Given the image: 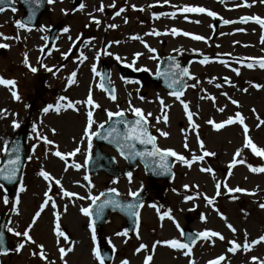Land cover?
Wrapping results in <instances>:
<instances>
[{
  "label": "rangeland",
  "instance_id": "rangeland-1",
  "mask_svg": "<svg viewBox=\"0 0 264 264\" xmlns=\"http://www.w3.org/2000/svg\"><path fill=\"white\" fill-rule=\"evenodd\" d=\"M130 2L133 1L83 0L82 3L86 6L81 11L79 7H74L73 0H54L48 5L39 25L30 28V31L20 29L15 24V21H20V17L24 14L22 8L17 9L16 12L6 9L0 13V33L9 37L6 40L0 37V44L9 45L8 48L0 47V76L15 79L17 91L21 96V100L16 101L8 88L0 85V110H6V113L0 116V162L4 154L5 141L9 143L11 137L22 126L28 125L29 130L26 169L21 182L26 191L19 193V214L11 211V208L20 185L11 195L6 194L2 188L0 189V221L5 216L7 227L20 232L31 223L34 213L44 199V192L48 190L47 182L38 175L41 168L48 171L55 179H60L64 190L78 194L71 199L62 197L60 186L53 181L49 195L55 200L56 209H53L51 204L46 207L31 229L30 235L36 244H26L20 252H15L13 249L22 238L7 231L11 246L7 255L0 253V264H64L60 258L59 247L68 246L73 247V251L65 257L67 264H99L93 253V248L98 246V238L106 240L113 248L115 256L111 264H120L123 259H127L130 264H143L145 257L150 254L153 255L150 264H169V261L159 259L156 253L161 248H167L172 258L174 254L172 249L164 245H157L154 253L151 249L155 241L168 239L165 225L175 227V224L168 218L161 221L156 210L149 206L153 203L161 208V212L171 209L172 216L181 229L186 226H191L198 232L211 229L219 231L225 237L223 241L214 237V243L200 239L192 245L191 257L184 256V259L188 260L186 264H189L191 259L198 264H207L209 260L220 255L226 257L221 264H253L251 260L253 256L264 259V244L254 246L249 252H244L242 249L235 254L227 252L231 247L229 241L235 239L238 243L244 242L245 230L248 233V241L264 234V210L258 206L259 203L264 202V173H253L248 167V165L264 166V159L255 156L250 149L244 148L243 126L237 123L215 130L207 123L209 119L220 123L240 112L245 117L249 136L253 142L259 147H264V125L256 127L259 123L257 116L264 119V89H256L252 86L257 83L264 84V69L258 65L251 69L247 67V64L252 62L251 58L264 57V43L261 42L264 29L254 21L241 22V18L245 16L258 15L264 18V4L259 0L256 2L247 0L251 7L243 6L245 0H168V3L164 0H138L139 9L136 10ZM237 4L242 6L236 7ZM101 5L104 7L103 12L97 11ZM185 5L205 7L216 12L217 16L209 17L206 13L179 11ZM121 8L125 10L116 16V12ZM173 12L175 17L171 15ZM90 13L100 21L99 25L91 19ZM161 13L165 15H159ZM225 20L233 23L226 24ZM57 23L63 24V30L58 35L53 49L49 53H44L48 30ZM111 24L117 27H108ZM172 26L178 27L182 33L202 35L206 40H194L191 36L183 34L175 37L170 32ZM66 27L69 28L67 33L64 32ZM158 30H164V35L151 34ZM16 36H19V39H15ZM134 36H139L140 39H133ZM117 41L118 43H115ZM149 48H155L156 52H149ZM81 52L87 57L82 62L79 59ZM137 52L142 53L138 58L135 57ZM25 53L29 63L38 69L36 73H32L24 64ZM65 53H67L66 58L63 55ZM174 54L182 59L191 76L195 77L187 82L188 86L185 87L181 99L189 104V110L194 113L193 120L199 125L198 129L191 127L181 103L170 93L146 81L125 80L119 75L118 69L124 64H131L153 73L165 56ZM117 55L122 59L117 60ZM152 56H156L157 59H151ZM205 56L209 57V63L201 64L200 61ZM41 60L48 68H52V72L41 66L39 62ZM93 64L96 65V71L99 73L103 64L110 67L111 84L115 88L117 97L115 101L100 88V76H96L91 70ZM234 68L240 69L239 75L233 71ZM73 71L77 72V83L68 86L67 80ZM225 78L231 83L226 82ZM197 80L199 81L197 86L191 87L197 83ZM245 88L248 89L247 92L243 91ZM89 90L93 99L100 104V108L95 109L93 113L96 121L93 131L107 120V111H127L129 103L126 102L131 100L132 104L141 108L145 115L152 113L149 116L152 128L163 148H172L191 159L194 154H202L199 140H203L205 149L215 152L216 155L193 163L191 168L176 160L172 180L159 181L155 189H152L150 181L140 169L134 170L131 180L124 175L118 179L107 178L101 174L88 175L85 169L89 156L87 140L84 139V143H80L86 127L87 107L80 104L77 105L79 112L68 109L62 110L59 114L53 111L45 114L42 110L48 104H55L60 96H66L74 102L86 100ZM141 96L144 97L143 100L140 99ZM159 97H163L164 103L169 106L167 123H158L156 119L160 117V107L156 106L154 101ZM202 97L207 98L202 99ZM210 97H215V100ZM233 99L238 101V105L231 103ZM136 100H139L138 105L135 104ZM221 107L225 109L224 112L219 111ZM252 109H255V112ZM13 120L19 123V128L13 127ZM34 124L36 132L33 131ZM182 124L187 130L185 134L181 131ZM52 129L56 130L55 133ZM158 129L167 131L169 136H161ZM37 133L47 136L54 141V144H45L38 138ZM185 142L188 148H184ZM57 146L59 151L65 153L80 147V152L69 157L65 164L53 155ZM238 149H241V155L235 158L243 159L245 163L237 164L232 168V174L229 176L228 166ZM104 150L114 154L120 166L124 165L113 149L104 147ZM74 164L83 166L77 169ZM209 166L214 170L215 179L213 174L200 171L201 167ZM85 175L90 177L93 187L88 186V181L84 179ZM217 182L221 183V195L216 197L215 208L224 213L227 220L222 219L213 206L207 204L203 196L196 195L199 192L213 196ZM224 182L229 187L238 186L254 195L226 194ZM185 184L189 185L188 189L183 187ZM146 186H150L151 190L139 210L138 229L128 233L126 237L116 235L125 230V220L120 214L113 213L110 221L101 230L96 231L97 239L93 241L89 227L90 218L79 211L81 207H88L92 201L78 197L97 196L101 191L109 188H116L121 195L128 197L130 191H138ZM5 194L10 201L8 205L3 203ZM186 195L193 196V199L185 201ZM232 195L238 198L232 200ZM65 206L67 211H64ZM57 211L60 213L62 230L67 228L69 231L68 241L59 238V244L54 231ZM200 214H203L206 220H201ZM189 218L193 220L189 222ZM227 223H232L237 228V232L232 233L226 227ZM173 238L183 241L180 229L176 228L171 239ZM141 243L148 245V248L137 253L135 250ZM40 244L44 245L46 261L39 255H32L33 252H39L37 245Z\"/></svg>",
  "mask_w": 264,
  "mask_h": 264
},
{
  "label": "snow or ice",
  "instance_id": "snow-or-ice-1",
  "mask_svg": "<svg viewBox=\"0 0 264 264\" xmlns=\"http://www.w3.org/2000/svg\"><path fill=\"white\" fill-rule=\"evenodd\" d=\"M8 4H14V0H7ZM25 3H31L32 0H24ZM47 2L49 4L53 3L54 0H47ZM165 3H168V0H164ZM253 2H256V0H253ZM260 3L264 4V0H259ZM5 0H0V4H4ZM36 4H40L42 3V0H35ZM85 4L84 3H80L79 4V10H83L85 8ZM112 6V5H110ZM242 5L237 4L236 7H240ZM243 6H248L251 7V4L247 3V0H245V4ZM6 9L4 7H0V13L4 12ZM125 9L121 8L119 11L116 12V15L119 16ZM142 10V9H141ZM11 11L12 12H16L17 9L13 6L11 7ZM97 11L103 12L104 11V7L103 5H101V7H99L97 9ZM179 11L184 12V13H206L209 17H216L217 13L214 11H211L205 7H193V6H188L185 5L182 8L179 9ZM91 16V13L89 14ZM159 15H165L164 13H161ZM171 15L173 17H175V12L171 13ZM32 19V16H28L27 21H15V24L18 28L20 29H26V30H31L29 27V23ZM91 19L97 24H100V21L98 19H96L95 16H91ZM185 19H187V17H185ZM248 21H254L256 24H258L262 29H264V18H261L260 16H245L241 18V22L243 23H247ZM125 23H127V20H125ZM196 23H199V21H196ZM224 23L226 24H230L233 23V21L230 20H225ZM108 27L110 28H116L117 25L115 24H111ZM45 31L47 29H44ZM69 28H64V32H68ZM171 34L173 36L176 35H180L181 34V30L177 29V28H172L171 30ZM238 31H243V29H238ZM152 35H156L159 36L161 35L160 32L158 31H153L151 33ZM184 36H191L192 39L194 40H198V41H205L206 37L202 36V35H195L189 32H183L182 33ZM0 37H3L5 40L9 39V37L4 36L3 33H0ZM15 39H19V36L14 37ZM133 39H140L139 36H134L132 37ZM261 42L264 43V36L261 37ZM115 43H118L115 42ZM146 47H148L147 45H145ZM0 47L2 48H8L9 45L8 44H0ZM149 52L151 53H155L156 49L155 48H149ZM109 55H111V53H108ZM65 56V58L67 57V53L63 54ZM142 53H135V57H139L141 56ZM151 59H157L156 56H152L150 57ZM79 59L81 60V62L83 60H86L87 57L83 55V53L81 52V55L79 57ZM98 59V56H97ZM117 60H121L122 58L120 56H116ZM252 62L247 64L248 68H254L256 65H258L261 69H264V57L261 58H251ZM24 64L30 69V71L32 73H36L38 71V69L36 67H33L28 59H27V53H25V59H24ZM42 67H45L47 71L52 72V68H48L46 65L43 64V61H39ZM201 64H207L209 63V57L205 56L201 61ZM221 63H223V61H221ZM129 67H131L132 65L129 64ZM171 68L175 69V71H172L170 73V75L172 77H176L179 76V79H172L171 83L169 84V87H176V85H181L183 87H187L188 85L184 84L183 82V77H190L192 79H195V77L191 76L189 69L188 68H181L179 64H174L171 66ZM92 72L95 73L96 76H101V73L96 71V65L93 64L92 65ZM233 71L239 75L240 73V69L239 68H234ZM161 75H166V77L169 75V73H160ZM76 76H77V72L73 71L70 74V77L67 80V84L68 86H71L73 84L77 83L76 80ZM104 77L101 76V83H100V88L103 89L105 92L109 93L110 99L115 101L117 99L116 95H115V90L114 89H108L105 88L104 86ZM226 82L231 83L230 80H228L227 78ZM211 82V81H209ZM199 83V81L197 80L196 84L191 85V87L195 88L197 86V84ZM0 85L6 86L8 88V90L11 93V96L16 100V101H20L21 100V96L19 95L18 91H17V81L15 79H6L3 76H0ZM253 87H255L256 89H264V84H253ZM217 87H220V85H217ZM244 92H247L248 89L245 88L243 89ZM172 96H174L180 103L181 105H183V109L187 115V120L189 121L191 127L193 129H198L199 125L196 124L193 120V116L194 113L192 111L189 110V104L186 103L184 100L181 99V96L183 95L182 91H173L170 93ZM224 95H227V93H224ZM203 98H207V97H202ZM141 100L144 99L143 96L140 97ZM210 99H212L213 101L215 100V97H210ZM160 105L162 110L164 108L169 107L168 105H165L163 99H160ZM129 103V111H131L134 116L136 117L134 120H127V119H123L124 117V111L123 110H118L116 112H112V111H107V116H108V120L104 121L103 123L98 125V129L102 130L104 129V125L108 123V121L112 120V118L115 117H121V119H118L115 121V125H123L124 126V130L121 131L118 127H116L115 125H113L112 127L108 128L107 133H101L99 131H93V125L96 123V121L93 118V113L94 110L97 108H100V104L97 103L92 96V92L91 90H89L88 95L86 100L83 101H72L70 100L68 97L66 96H60L57 100V102L55 104H48L46 107L43 108V113L47 114L50 111H53L57 114H59L62 110H68V109H72L73 111L79 112V108L77 107V105L83 104L87 107V113H86V127L84 129V133H83V138L81 139L80 143L83 144L84 143V139L87 140V148H88V152L90 155L91 152V148H92V138L94 136L100 135L101 138L103 139H109V137L112 138V142H114L117 147L120 149L121 155H126V156H141V157H145V158H152V163L154 165H156L157 167H159L160 169L164 170V171H170V166L168 164V157H175L177 161H179L180 163H182L183 165L188 166L189 168L192 167L193 163L198 162V161H204L205 157H214L216 155L215 152L213 151H208L205 149V145L203 140H199V148L202 150V154L201 155H192L191 159L186 158L184 155H181L179 153H177L175 150H173L172 148H160L159 146H157L156 144V137L152 136L149 131H148V116H151L152 113H147V115H145V113L143 112V110L139 107H134L131 104V100L128 101ZM231 103L233 105H238V101L237 100H231ZM224 108L221 107L219 108L220 112H224ZM253 112H255V109H252ZM6 113V110H0V116H3ZM157 122L159 123L161 120V117H157ZM163 122L167 123L168 122V115L167 113H165L162 117ZM257 119L259 121V123L256 125L257 128H259L261 125H264V119H260L259 116H257ZM207 123L209 125H212V127L215 130H221L223 129L226 125H233V124H239L241 126H243V135H244V148L246 149H250L251 152L257 156L260 157L262 159H264V147H259L257 146L256 143L253 142V139L249 136V127L248 125L245 123V117L240 113V112H236L234 116H229L227 119H225L224 121L217 123L216 121L209 119L207 121ZM13 127L14 128H19L20 125L17 121L13 120L12 121ZM33 131L36 132V125H33ZM55 129H52V132L55 133ZM158 131H160L158 129ZM160 135L163 137H168L169 133L167 131H160ZM37 136L40 140H42L45 144L47 145H53L54 141L48 139L47 136L44 135H40L39 133H37ZM197 138L199 139L198 133H197ZM187 138L185 137V140ZM136 142H139L140 144L143 145H152L151 150H147L145 149L144 151H136ZM8 142L5 141V146L3 151L4 152H8ZM184 148H188V144L185 142V144L183 145ZM35 150V145L33 146V151ZM127 150V152L125 151ZM13 152H18V149H12ZM80 152V147H76L73 151L71 152H61L58 149V146L56 148V150L53 152V155H55L56 157L60 158V160L64 161L65 164H67L68 162V158L75 156L76 153ZM241 155V149H238L234 155V158L232 159L231 163L228 166V175L230 176L231 173V169L234 168L237 164H243L245 163V161L243 159H236L235 157H239ZM29 159H31V157H29ZM20 162V156L16 155L14 159H9L7 161V164L5 167L0 168V178L6 180V181H14L16 179V175H17V171H18V165ZM75 168L79 169L80 167H82L83 165L80 164H74L73 165ZM249 169L251 172L253 173H264V166H260V167H253L252 165H248ZM65 171H67V168H65ZM201 172L204 173H211L213 174V179H215V175H214V170L209 166V167H201L200 168ZM38 175L40 177L43 178L44 181L47 182V189L44 192V199L42 201V203L39 205L38 210L34 213L31 223L27 226V228L23 231H17L12 227H7V231L9 233H13L16 237H21L22 240L21 242H19L16 247L13 249V251L15 252H20L26 244H36V241L33 239V237L30 235V231L33 228V226L37 223L38 219L40 218L41 214L44 212L45 208L48 207L51 204V207L53 209H56V203L55 200L53 199V197L51 195H49V193L51 192L52 189V183L54 181V183L58 186H60V193L62 195V197H68V198H73V197H77L78 194L75 192H71V191H67L64 190L63 185L61 183L60 179H55L48 171L44 170L43 168L40 169V171L38 172ZM127 176L129 178V180H131L132 177V173L128 172ZM84 179L86 181H88V186L89 187H93L94 185H92V181L90 179L89 176L85 175ZM115 182V181H114ZM185 189L189 188L188 184H185L183 186ZM198 187V186H197ZM223 187L226 190V194H231V193H247L250 195H254V193L248 192V190L241 188V187H229L228 184L226 182L223 183ZM4 188L3 184H0V189ZM221 183L217 182L215 184V194L213 196H207L206 194H202L197 192L196 195L197 196H203V198L206 200L208 205L213 206L214 210L217 211L218 215L224 219L227 220V216L220 212L218 208H215V203H216V197L221 195ZM24 191H26L25 186L23 185V183L20 184L19 186V192L16 194L15 198H14V202H13V206L11 208V211L15 212L17 215L19 214V205H20V195L19 193H23ZM139 191H130L128 193L129 196L134 197V198H138L139 197ZM175 191V190H174ZM107 193L109 194L108 198L100 201V198L102 196H105L104 192H101L98 196H93V195H89L88 197H78L79 199H85L88 198L92 201V203L88 206V207H81L79 209V211L85 216L90 218V224L89 227L91 228V238L93 241H96L97 237H96V227H95V220L92 219V217L95 215H99L102 214L104 209L106 207H108L109 205L116 207V208H121L124 210H127L131 215H134L137 217V222H139V212H138V208L143 207V201H140L138 204H133V203H128V204H122L118 199H115L111 194H116L117 196L119 195L118 191L116 188H109L107 190ZM238 197L235 195L231 196L232 200H236ZM185 201L188 200H192L193 196L191 195H186L184 197ZM98 201H100V203H97ZM74 202V201H73ZM3 203L5 205H8L10 203L8 196L5 194L3 195ZM93 205H95V213L93 210ZM150 207H152L153 209L156 210V212L159 214V218L161 221H163L165 218H168L169 220H172L175 224V227L177 229H180V234L181 236H184L185 233L183 231V229L180 228V225L177 221H175V218L172 216V211L171 209H168L166 211L161 212V208L158 207L155 203L149 205ZM259 208L261 210H264V202L259 203ZM64 211H67V206H65ZM245 215H247V213H245ZM201 220H206L205 216H201ZM10 223V221H9ZM162 226V225H161ZM226 227L232 232V233H236L237 232V228L233 226L232 223H227ZM55 235L58 238L57 239V243L59 244V238H63L65 241H68L69 237L68 235L62 230L61 228V224H60V213L57 211L55 213ZM116 235L118 236H128V230L125 229L123 232H118L116 233ZM245 235V240L243 243H238L235 239L229 241V244L231 245V247H229L227 249L228 253H232L235 254L238 250H243L244 252H249L254 246L256 245H260V244H264V234L260 235L258 238L252 239L251 241H248L247 236V230H245L244 232ZM214 237H218L221 241H223L225 239V237L219 232V231H214L211 229H206L204 231L198 232L196 233V235L194 237L189 236L191 243L188 242H183L180 239H166V240H157L154 242V244L152 245V252L154 253L155 248L157 245H164V246H168L171 249H175V250H182L183 251V255L185 257H191L192 255V245H194L196 243V241L198 239H203L204 241H213ZM137 238L139 239V232H137ZM74 244V242H72ZM37 248L39 249V252H33L32 255L36 256L39 255V257L42 260H47V256L45 254L44 251V245L40 244L37 245ZM148 245L141 243L139 245V247L135 250L137 253L141 252L144 249H147ZM73 251V247L68 246V247H59V254H60V258L61 260H63L64 264H67V260L65 259V257L67 256L68 253ZM4 254H6L8 252V249H4L3 250ZM93 253L96 257V259L99 261V264H104V257L101 254L100 248L94 247L93 248ZM153 260V255H148L145 257L143 264H150V261ZM226 257L225 255H220L218 257H216L215 259L209 260L207 262V264H221L222 261H225ZM251 260L253 262V264H264V259H261L259 257L253 256L251 257ZM120 264H130V262L127 259H123L121 260ZM189 264H195L194 260H190Z\"/></svg>",
  "mask_w": 264,
  "mask_h": 264
},
{
  "label": "water",
  "instance_id": "water-1",
  "mask_svg": "<svg viewBox=\"0 0 264 264\" xmlns=\"http://www.w3.org/2000/svg\"><path fill=\"white\" fill-rule=\"evenodd\" d=\"M20 1L22 2V6L26 10V14L23 17L22 21H27L28 16L31 15L32 19H31L29 25H32V26L37 25L41 14L46 10L47 0H42V3H40V4H36L35 0H32L31 3H25L24 0H20ZM81 1L82 0H75V5H79V3ZM13 6L18 7L15 3L9 5L7 0H5L4 4H0V7H13ZM60 27H61L60 25H57L51 29L50 36H49V45H48L46 50H49L51 48L52 44L54 43L55 36L57 35V33L60 30ZM174 64H179L181 68H185L183 66L182 62L179 60V58H177L175 56L166 57L161 62L157 74L150 76L149 79L151 81L155 82L157 85L162 86L171 92L182 91L183 86H181L179 84L176 85V87H174V88L169 87V84L171 83L172 79H174V78L179 79L180 78L179 76L172 77L170 75V73L172 71H175V69L171 68V66ZM122 72L124 75H126V73H130V74H128L129 76L136 77L135 74H133L131 72H127L125 69ZM160 73H169V75L166 77V75H161ZM140 76H145V75L143 73L139 72V77ZM103 77L105 78L104 79V86L106 88L110 89L109 85H108V70L107 69L104 72ZM182 79H183L184 84H186L188 77H183ZM118 119H121V117H115L114 116L112 118V120H110L107 124L104 125V129H102V130L99 129V132L106 134L108 128L115 125V121ZM123 119H126V118L123 117ZM115 126L118 127L121 131L124 130L123 125H115ZM26 135H27V130H26V128H23L19 133H17L13 137V139L11 140L10 146H9V151L6 153V156L4 157L2 163L0 164V168L5 167L7 164V161L9 159H14L16 155L20 156V162L18 165V171H17L16 179L14 181H6V180L0 178V183L4 185L7 192H12L13 188L18 184V182L21 179L22 170L24 167L25 157H26ZM102 143H107L109 145H112L120 151V149L117 147V145L114 142H112L111 137H109V139H103V138H101L100 135H97L96 136V151H95V154L93 155V157L90 161L89 167L91 170L109 169L112 173H117L115 170L113 158L111 156L103 154V152L101 151L100 145ZM138 146H139V151H144L145 149L150 151L152 148V145H150V144L149 145H143V144H140L139 142H136V151H138ZM14 148L18 149V152H13L12 149H14ZM125 151L127 152V150H125ZM126 157L129 160L132 159L131 156H126ZM135 157L136 156H134L133 158H135ZM140 158L143 160V162L147 168V171L153 180L160 179V178H165V179L169 180L171 178V176H172V165H173L171 157H168V164H169L170 169H171L170 171H164V170L160 169L159 167H157L156 165H154L152 163V158H145V157H141V156H140ZM104 193H105V196H102L100 198V201H103V200L108 198L109 194L107 192H104ZM111 195L115 199H118L122 204H128V203L138 204L140 201H142L144 199V197L146 196V192L144 191V192L140 193L138 198H134V197L122 198L119 195L117 196L116 194H111ZM100 201H98L97 203H100ZM93 210L95 213V205L93 206ZM112 211H119L120 213H122L125 216L126 221H127V229L129 231H132L135 229V227L137 225L136 216L131 215L127 210H124L121 208H116V207H113L111 205L106 207L102 214H99V215L94 214L93 219L95 220V224L98 227H101L108 220L110 212H112ZM184 233H185L184 236L186 238V241L191 242L189 236L194 237L195 234H193L189 229L185 230ZM0 249L2 252L4 249H8L7 238H6V234H5L4 221L0 225ZM101 254L104 257V263L109 264L111 259H112L111 250H109V248L104 245L101 247Z\"/></svg>",
  "mask_w": 264,
  "mask_h": 264
},
{
  "label": "bare ground",
  "instance_id": "bare-ground-1",
  "mask_svg": "<svg viewBox=\"0 0 264 264\" xmlns=\"http://www.w3.org/2000/svg\"><path fill=\"white\" fill-rule=\"evenodd\" d=\"M132 1L133 2H130L131 3L130 5H132L134 9L138 10L139 9L138 0H132ZM176 12H179V11H176ZM168 14H170V13H168ZM172 28L179 29L176 26H172L170 28V30ZM158 32L161 33L160 36L164 35V30H158ZM181 35H182V31H181L180 35H176L175 37H180ZM164 229L166 230L167 234L169 235L168 239H171V237H173V235L176 232V228L173 227V226H170L169 224H166ZM172 250H173V253H174L172 258H171V252L167 248H165V249L161 248L156 254L158 255L159 259H161L163 261H166V260L169 261L170 262L169 264H184V263L186 264L188 262V260L184 259V255H183V251L182 250H175V249H172ZM195 264H198V263H195Z\"/></svg>",
  "mask_w": 264,
  "mask_h": 264
},
{
  "label": "flooded vegetation",
  "instance_id": "flooded-vegetation-1",
  "mask_svg": "<svg viewBox=\"0 0 264 264\" xmlns=\"http://www.w3.org/2000/svg\"><path fill=\"white\" fill-rule=\"evenodd\" d=\"M137 103H139V100H138V102ZM139 167V166H138Z\"/></svg>",
  "mask_w": 264,
  "mask_h": 264
}]
</instances>
